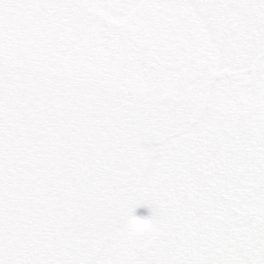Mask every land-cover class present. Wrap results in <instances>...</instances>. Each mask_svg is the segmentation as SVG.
Listing matches in <instances>:
<instances>
[{"label": "snow or ice", "instance_id": "obj_1", "mask_svg": "<svg viewBox=\"0 0 264 264\" xmlns=\"http://www.w3.org/2000/svg\"><path fill=\"white\" fill-rule=\"evenodd\" d=\"M0 264H264V0H0Z\"/></svg>", "mask_w": 264, "mask_h": 264}, {"label": "rangeland", "instance_id": "obj_2", "mask_svg": "<svg viewBox=\"0 0 264 264\" xmlns=\"http://www.w3.org/2000/svg\"><path fill=\"white\" fill-rule=\"evenodd\" d=\"M152 214H153L152 209L144 205L137 207L134 211V215L141 219L150 218Z\"/></svg>", "mask_w": 264, "mask_h": 264}]
</instances>
